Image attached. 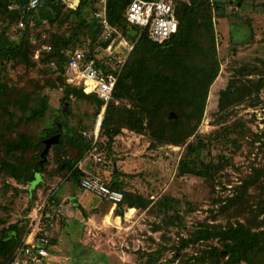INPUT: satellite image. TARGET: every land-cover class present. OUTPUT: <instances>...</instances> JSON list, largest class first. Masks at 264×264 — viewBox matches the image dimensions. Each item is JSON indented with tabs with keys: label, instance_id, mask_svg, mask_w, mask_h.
Returning a JSON list of instances; mask_svg holds the SVG:
<instances>
[{
	"label": "rangeland",
	"instance_id": "obj_1",
	"mask_svg": "<svg viewBox=\"0 0 264 264\" xmlns=\"http://www.w3.org/2000/svg\"><path fill=\"white\" fill-rule=\"evenodd\" d=\"M56 8L53 16L59 15L52 23L35 18L27 33V61L0 64V166L32 170L42 148L7 152V146L22 139L40 141L60 117L65 124L66 156L74 158L80 149L79 134L91 130L99 112L88 97L71 96L63 103L64 87L44 61L47 51L43 47L50 46L52 38H69L76 25L74 17L64 18L70 11L66 5ZM95 8L96 1L83 9L81 16L87 24L93 22ZM213 26L218 73L207 89L201 120L192 134V123L189 129L163 128L158 114L145 119L144 126L134 127L128 111L136 115V105L113 101L119 110L111 126L120 128V133L110 145L104 139V162L91 164L95 171L91 175L111 180L116 172L123 192L149 203L145 209L123 206V216L119 217L118 210L112 213L113 208L104 200L88 193L92 199L87 202L77 194L78 186L69 173L56 171L50 148L41 173L42 185L33 193L34 205L41 206L52 196L57 201L54 210L59 211L46 210L50 218L43 229L51 245L50 264H218L202 258L208 247L220 246L217 239L200 241L180 252L176 248L182 239L202 228L224 230L241 224L252 231H264V0H245L242 7L228 3L224 17L213 20ZM87 34L83 30L63 53L82 46L97 50ZM224 90L230 92L232 102L223 109L220 94ZM42 97L47 98L44 117L26 121L28 110L37 107ZM23 100L26 106L21 104ZM167 121L171 120L167 117ZM188 134L183 144H170L173 138ZM199 141L206 149L191 158L198 159V170L202 164L213 166L210 177L180 176L178 167L188 146ZM27 190L28 186L14 181L8 170L0 171V238L14 224H19L21 239L25 235L29 219L23 220L22 212ZM166 199L172 211L164 214L160 206ZM254 264H264V258L255 256Z\"/></svg>",
	"mask_w": 264,
	"mask_h": 264
},
{
	"label": "trees",
	"instance_id": "obj_2",
	"mask_svg": "<svg viewBox=\"0 0 264 264\" xmlns=\"http://www.w3.org/2000/svg\"><path fill=\"white\" fill-rule=\"evenodd\" d=\"M21 1L0 0V64H6L10 61L25 63L29 58L30 43L27 39V33L31 28L27 27L14 42L10 41L6 35V27L14 24L21 17L17 11L9 12L7 6L11 2L19 3ZM95 1L98 0H80V6L75 11L70 10L65 13L64 18L74 17L76 20L73 34L67 39L52 38L49 46L51 51L44 53V61L49 63L50 67L51 63H54V67H51L52 72L57 74L59 84L64 87L63 103L68 102L71 96L88 97L97 104L98 110H100L104 105L103 101L96 96L83 94L80 89L67 86L64 81V66L67 63V58L63 53V49H69L74 44L73 40L83 30L87 31L88 38L92 40L93 44L97 45V48L104 49L106 47V43L100 38L101 30L98 28L97 23L93 21L87 24L86 19L81 16L83 9L88 5H94ZM131 1L106 0V18L112 28L119 30V33L128 41L134 42L137 36L131 38L129 33L131 29H136L130 28L124 19L125 9ZM244 2L245 0H228L225 3L222 0H216L211 4L208 0H187L186 2L177 0L175 1V14L179 21V28L174 36L168 41L158 44L151 41L146 34L140 35L114 88L112 102L110 101L106 108L103 134L109 145L112 144L114 137L120 133V128L111 126L113 117L119 110L114 106L113 101H128L136 105L139 110L136 115L128 111L134 127L137 125L144 126L145 119L148 120L151 115L158 114L163 128L175 131L178 128L187 126L189 129V125L192 123L193 126L189 133L192 134L201 120L207 89L218 73L214 50L213 20L224 17L228 3L236 7H242ZM59 4L48 2L46 8L41 9L35 18L45 19L52 23L59 15L57 13L56 18L53 16L58 10L56 6H59ZM47 8H51L54 11L53 14L49 13L46 10ZM99 38L101 41L97 42ZM220 98L223 109L225 105L227 106L232 102L230 92L226 90L221 92ZM41 99L37 107L28 110L29 116L26 121L30 122L44 117L47 111V98L42 97ZM21 104L26 106L27 101L23 100ZM170 113L175 114L177 119L168 122L167 117ZM58 121L59 123L55 124L56 127L44 131V138L42 137L40 141L28 142L22 139L17 143L9 144L6 148L7 152L42 148L41 153L37 156L38 161L32 170L27 168L22 171L10 164L0 166V171L8 170L14 181L28 186V201L22 212L23 220H28V213L38 206L37 203L34 205L35 196L33 193L42 185L41 173L44 171L48 155L44 159L40 157L44 149V140L57 134L60 136L58 156L55 155L54 151V161L58 173H69L74 185H77L80 179L85 176L76 168V164L82 158V155H85L90 149L91 143L84 139L83 133L79 134L78 144L80 149L74 158L69 159L63 145L62 128L65 125L64 120L60 117ZM189 134L184 138H173L170 144H183ZM205 149L206 147L202 144V141L197 142L194 146H188L187 154L178 167L180 176H195L201 179L210 177L209 174L214 167L202 164L200 170H198L196 165L198 159L195 158V161L191 158L193 155H199ZM114 173L116 174V172H113V175ZM101 178L109 188L123 194V201L117 206L119 217L123 216L121 212L123 206H136L140 209H145L148 206L149 203L141 196H132L123 192L122 184L118 183L115 179L116 176H112L111 180ZM49 200L57 202L54 196L50 197ZM163 204L160 206L163 208L162 213L167 214L172 211V204L168 199ZM177 220L180 219L177 218ZM18 225L9 226L7 233L0 238V264H10L15 257L19 243L22 240ZM171 225H174V223ZM25 227L27 228L26 223ZM213 239H217L220 246L208 247L202 254L203 260L211 258L218 264H254L255 256L264 258V231H252L241 224L230 226L224 230L202 228L195 235L182 239L180 245L176 248V252H180L183 248L200 241L206 242Z\"/></svg>",
	"mask_w": 264,
	"mask_h": 264
},
{
	"label": "built area",
	"instance_id": "obj_3",
	"mask_svg": "<svg viewBox=\"0 0 264 264\" xmlns=\"http://www.w3.org/2000/svg\"><path fill=\"white\" fill-rule=\"evenodd\" d=\"M175 1L177 0H132L124 12L126 24L130 28L136 29L134 31L137 38L134 42H130L108 23L106 0H98L97 8L92 13V19L100 28V37L106 43V47L90 51L89 48L82 46L65 54L67 58V63L64 66L65 84L80 89L85 95L96 96L104 104L99 110L91 130L83 133L84 139L91 143L85 158L92 164L100 165L104 162L102 146L105 139L103 122L106 108L112 100L114 88L138 38L141 34H146L154 43L162 44L178 32L179 21L175 14ZM178 1L186 2L187 0ZM208 1L213 4L216 0ZM48 2L64 4L73 11L80 6V0L11 2L8 4L7 10L19 12L21 17L14 24L7 26L6 35L9 40L14 42L27 27L33 28L35 17L41 9L46 8ZM43 50L51 51L49 46L43 47ZM51 67H54V63H51ZM79 187L83 192L104 200L109 207L113 208L112 213L123 201V194L109 188L97 175H85L80 179ZM56 207L54 201L47 199L41 206L34 208L29 213L27 231L10 264H50V241L43 229L46 220L50 218L46 210H53L56 213L59 211L54 210Z\"/></svg>",
	"mask_w": 264,
	"mask_h": 264
},
{
	"label": "water",
	"instance_id": "obj_4",
	"mask_svg": "<svg viewBox=\"0 0 264 264\" xmlns=\"http://www.w3.org/2000/svg\"><path fill=\"white\" fill-rule=\"evenodd\" d=\"M129 36L131 38H136L137 34L134 30H132V31H130ZM64 107H68V105L65 104ZM176 119H177V116L175 114L170 113L168 115V120H176ZM59 138H60V136L57 134V135H54V136L43 141L44 149H43V152L40 156L42 159H44L46 157L50 148H53V150L55 151V155L58 156L59 151H60Z\"/></svg>",
	"mask_w": 264,
	"mask_h": 264
},
{
	"label": "crops",
	"instance_id": "obj_5",
	"mask_svg": "<svg viewBox=\"0 0 264 264\" xmlns=\"http://www.w3.org/2000/svg\"><path fill=\"white\" fill-rule=\"evenodd\" d=\"M91 162L89 160H87L86 158L82 157L78 163L76 164V168L84 175H91L93 174L95 171H94V168L91 166ZM113 177L116 176V180L118 181V183L120 182L119 181V176L117 177V175L114 173V175L112 174ZM121 183V182H120ZM78 186V190H79V193L77 194H80V196H83L85 198V200H88L87 202H90L92 197H90L89 195H87V193L83 192L80 187H79V183L77 184ZM78 192L75 190V193ZM86 202V201H85ZM117 211V209L115 210ZM119 216V215H118Z\"/></svg>",
	"mask_w": 264,
	"mask_h": 264
}]
</instances>
